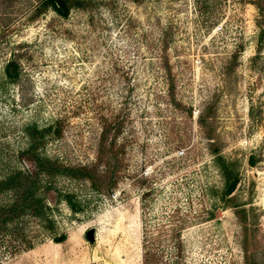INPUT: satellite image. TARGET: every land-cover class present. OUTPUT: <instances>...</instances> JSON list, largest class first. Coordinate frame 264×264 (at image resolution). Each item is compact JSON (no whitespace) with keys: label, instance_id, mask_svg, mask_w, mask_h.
I'll return each instance as SVG.
<instances>
[{"label":"rangeland","instance_id":"1","mask_svg":"<svg viewBox=\"0 0 264 264\" xmlns=\"http://www.w3.org/2000/svg\"><path fill=\"white\" fill-rule=\"evenodd\" d=\"M38 3L0 0V180L45 204L0 264H264V0Z\"/></svg>","mask_w":264,"mask_h":264},{"label":"trees","instance_id":"2","mask_svg":"<svg viewBox=\"0 0 264 264\" xmlns=\"http://www.w3.org/2000/svg\"><path fill=\"white\" fill-rule=\"evenodd\" d=\"M85 1L87 0H39L34 15H39L50 8L59 16L66 17L72 7H80ZM9 68L12 69V73L9 72ZM6 73L14 80L18 75L17 65L11 63ZM105 133L106 130H103V136ZM115 136L116 134L113 135V138ZM24 169H14L0 180V194L4 190L11 192V199L8 202H0V239L2 244L6 242L8 246V244L11 245L12 240L19 238L23 247L28 249L33 246L34 235L26 234L23 218L26 215L33 218L44 217L45 204L43 198L37 193L38 186L35 183H38L39 174L36 166L34 169H29L27 166ZM46 221L48 222L46 227L51 228L50 221ZM6 236H9L10 241L5 239ZM64 238L65 236L62 234L60 237H55L54 240L62 241Z\"/></svg>","mask_w":264,"mask_h":264},{"label":"water","instance_id":"3","mask_svg":"<svg viewBox=\"0 0 264 264\" xmlns=\"http://www.w3.org/2000/svg\"><path fill=\"white\" fill-rule=\"evenodd\" d=\"M8 70L10 73H12L11 68H9ZM250 164H253V158L252 157H250ZM236 185H237V179L231 180L230 183L228 184L226 190H225V194L230 195L231 192L235 189ZM85 236L89 242H93L95 240V229L92 227L89 228L85 232Z\"/></svg>","mask_w":264,"mask_h":264},{"label":"built area","instance_id":"4","mask_svg":"<svg viewBox=\"0 0 264 264\" xmlns=\"http://www.w3.org/2000/svg\"><path fill=\"white\" fill-rule=\"evenodd\" d=\"M103 264V263H102Z\"/></svg>","mask_w":264,"mask_h":264}]
</instances>
